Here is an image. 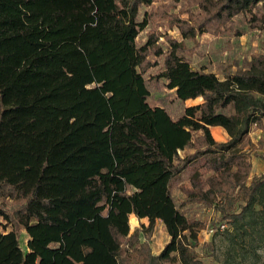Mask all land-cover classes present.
Instances as JSON below:
<instances>
[{
  "label": "trees",
  "instance_id": "trees-1",
  "mask_svg": "<svg viewBox=\"0 0 264 264\" xmlns=\"http://www.w3.org/2000/svg\"><path fill=\"white\" fill-rule=\"evenodd\" d=\"M247 26L264 33V0H0V264H206L202 229L264 230V53L224 77L192 64L199 34Z\"/></svg>",
  "mask_w": 264,
  "mask_h": 264
},
{
  "label": "rangeland",
  "instance_id": "rangeland-1",
  "mask_svg": "<svg viewBox=\"0 0 264 264\" xmlns=\"http://www.w3.org/2000/svg\"><path fill=\"white\" fill-rule=\"evenodd\" d=\"M178 9L179 5L175 10L177 11ZM237 19L241 22L240 24L244 25L245 19L242 15L238 16ZM149 29L148 27L140 33L137 39L139 43L146 40ZM159 29L161 32H166L174 37H181L177 27H160ZM164 39V35H161L160 42ZM197 39L199 44L197 53L192 57L193 66L196 68L205 67L214 71L220 77H224L228 72L244 69L254 55L264 53V33L259 27L247 26L239 36L231 33L220 36L203 33L199 34ZM191 45H193V42H191ZM158 68V66L153 67L147 73V76L156 74L159 70ZM151 89L155 93L154 99L156 102H158L157 98L159 96H164L170 102L172 108H175L177 105L175 95L173 91L166 89L163 83H152ZM196 102H202V98L187 100L184 104H195ZM211 132L217 142L230 140L228 132L220 126L211 127ZM261 135V130L253 128L249 135V140L242 145V148H247L251 142H257ZM186 153L187 151H182L183 155ZM252 161L251 177L262 175L264 173V159L254 157ZM9 202L11 203L12 200L9 199ZM260 208L261 205L258 204L257 209ZM190 214L211 223L216 216L212 209L206 208V206L201 204H195ZM130 219L131 233L141 224H149V220L146 217L140 219L132 214ZM242 224L243 228H240L238 232L233 228L227 231L226 229L229 225L222 226L221 230L216 234L211 229V225L199 232L198 236L201 242L210 241L214 238L216 243L214 253H205L203 255L206 264H211L212 262L217 264H264V230H262L261 225L250 222L248 217L242 221ZM169 240L170 236L165 225L161 220H157L150 240L153 252L160 253ZM25 242L24 237L22 239L23 245H25Z\"/></svg>",
  "mask_w": 264,
  "mask_h": 264
},
{
  "label": "crops",
  "instance_id": "crops-1",
  "mask_svg": "<svg viewBox=\"0 0 264 264\" xmlns=\"http://www.w3.org/2000/svg\"><path fill=\"white\" fill-rule=\"evenodd\" d=\"M198 98H200V97H198ZM198 98H195V99H188V100H196V99H198ZM187 101V100H186ZM197 103H200V102H196L195 104H197ZM188 105H193V104H188Z\"/></svg>",
  "mask_w": 264,
  "mask_h": 264
}]
</instances>
